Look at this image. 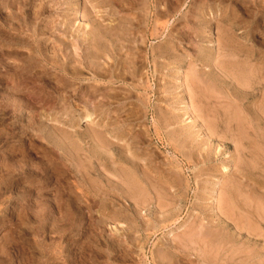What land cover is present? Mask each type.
I'll return each mask as SVG.
<instances>
[{
	"label": "rangeland",
	"instance_id": "374dc122",
	"mask_svg": "<svg viewBox=\"0 0 264 264\" xmlns=\"http://www.w3.org/2000/svg\"><path fill=\"white\" fill-rule=\"evenodd\" d=\"M206 263L264 264V0H0V264Z\"/></svg>",
	"mask_w": 264,
	"mask_h": 264
},
{
	"label": "bare ground",
	"instance_id": "6f19581e",
	"mask_svg": "<svg viewBox=\"0 0 264 264\" xmlns=\"http://www.w3.org/2000/svg\"><path fill=\"white\" fill-rule=\"evenodd\" d=\"M154 1H155V0H154ZM97 2H98V1H97ZM117 2H118V1H117ZM95 3H96V2H95ZM98 3H99V2H98ZM113 3H114V2H113ZM122 3H123V2H122ZM148 4H149V3H148ZM205 4H206V3H205ZM198 5H199V4H198ZM154 6H155V5H154ZM39 7H40V6H39ZM98 7H99V6H98ZM100 7H102V6H100ZM104 7H105V6H104ZM39 9H40V8H39ZM198 9H199V8H198ZM127 10H128V9H127ZM94 11H95V10H94ZM39 12H40V11H39ZM125 12H126V11H125ZM133 12H135V11H133ZM153 12H154V11H153ZM202 12H203V11H202ZM204 12H205V10H204ZM36 13H37V12H36ZM141 13H142V12H141ZM87 14H88V13H87ZM181 14H182V13H181ZM141 15H142V14H141ZM195 15H196V14H195ZM97 16H98V15H97ZM133 16H134V15H133ZM133 16H132V17H133ZM160 16H161V15H160ZM185 16H186V15H185ZM92 17H93V16H92ZM204 17H205V16H204ZM140 18H141V17H140ZM140 18H139V19H140ZM155 18H156V17H155ZM155 18H154V20H155ZM157 18H159V17H157ZM103 19H104V18H103ZM133 19H134V18H133ZM139 19H138V20H139ZM143 19H144V18H143ZM200 19H201V18H200ZM131 20H132V19H131ZM152 20H153V18H152ZM156 20H157V19H156ZM94 21H95V20H94ZM113 21H114V20H113ZM86 22H87V21H86ZM92 22H93V21H92ZM128 22H129V21H128ZM135 22H136V21H135ZM153 22H154V21H153ZM181 22H182V21H181ZM84 23H85V21H84ZM93 23H94V22H93ZM93 23H92V24H93ZM205 23H206V22H205ZM87 24H88V23H87ZM128 24H129V23H128ZM137 24H138V23H137ZM95 25H96V24H95ZM111 26H112V25H110V24H109V25H104L103 28H105V29H109V28H110V29H111ZM94 27H95V26H94ZM126 27H127V26H126ZM160 27H161V26H160ZM169 27H170V26H169ZM169 27H168V28H169ZM53 28H54V27H53ZM112 28H113V27H112ZM117 28H118V27H117ZM138 28H139V27H138ZM152 28H153V27H152ZM92 29H93V28H92ZM134 29H135V28H134ZM196 29H197V28H196ZM90 31H91V30H90ZM100 31L103 32V30H100ZM106 31H108V30H106ZM163 31H164V30H163ZM145 32H146V31H145ZM161 32H162V31H161ZM99 33H100V32H99ZM104 33H105V31H104ZM111 33H112V32H111ZM153 33H154V32H153ZM106 34H107V32H106ZM106 34H104V35H106ZM134 34H135V33H134ZM154 34H155V33H154ZM96 35H97V34H96ZM160 35H161V34H160ZM199 35H200V34H199ZM87 36H88V34H87ZM110 36H112V35H110ZM155 36H156V35H155ZM165 36H166V35H165ZM102 37H103V36H102ZM144 37H145V36H144ZM168 37H169V36H168ZM36 38H37V37H36ZM75 38H77V37H75ZM106 38H107V37H105L104 41H106ZM169 38H170V37H169ZM33 39H34V38H33ZM58 39H59V37H58ZM73 39H74V38H73ZM95 39H96V37H95ZM143 39H144V38H143ZM34 40H35V39H34ZM54 40H55V39H54ZM88 40H89V39H88ZM122 40H123V39H122ZM35 41H36V40H35ZM110 41H111V40H110ZM80 42H81V40H80ZM145 42H146V41H145ZM101 43H102V42H101ZM101 43H100L99 41H96V42H94V44H93L92 46H90V47H94V46H96V47L98 48V47L101 45ZM105 43H106V42H105ZM62 44H63V43H62ZM158 44H159V43H158ZM65 45H66V44H65ZM74 45H76V44H74ZM74 45H73V46H74ZM113 45H114V44H113ZM116 45H117V44H116ZM138 45H139V44H138ZM61 46H62V45H61ZM109 46H110V45H109ZM118 46H119V45H118ZM126 46H127V45H126ZM200 47H201V46H200ZM66 48H67V47H66ZM80 48H81V47H80ZM100 48H101V47H100ZM100 48H98V49H100ZM201 48H202V47H201ZM201 48H200V49H201ZM132 49H133V48H132ZM134 49H136V48H134ZM58 50H59V49H58ZM72 50H73V49H72ZM74 50H75V49H74ZM110 50H111V49H110ZM112 50H113V49H112ZM139 50H140V49H139ZM155 50H156V49H155ZM38 51H39V50H38ZM90 51H91V50H90ZM98 51H99V50L94 51V52L92 51V52H90V53L87 54V55H90V54H91L90 57L88 56V58L91 59V62H92V63H96V62H97L96 59L99 58V56H100V54L98 53ZM150 51H151V50H150ZM210 51H211V50H210ZM74 52H75V51H74ZM81 52H82V51H81ZM107 52H108V51H107ZM113 52H114V51H113ZM133 52H134V51H133ZM140 52H141V51H140ZM172 52H173V51H172ZM37 53H38V52H37ZM116 53H117V52H116ZM121 53H122V52H121ZM39 54H40V52H39ZM52 54H53V53H52ZM117 54H119V52H118ZM136 54H138V53H137V50H136L132 55H136ZM156 54H157V53H156ZM35 55H37V54H35ZM43 55H44V54H42V58H43ZM67 55H68V54H67ZM105 55H106V54H105ZM157 55H158V54H157ZM130 56H131V55H130ZM145 56H146V55H144V57H145ZM28 57H29V56H28ZM37 57H39V56H37ZM67 57H68V56H67ZM72 57H73V56H72ZM79 57H81V55H79ZM84 57H85V56H84ZM108 57H109V56H107V58H108ZM156 57H157V56L155 55V58H156ZM21 58H22V57H21ZM34 58H35V57H34ZM40 58H41V57H40ZM151 58H152V57H151ZM157 58H159V57H157ZM157 58H156V60H157ZM27 59H28V58H27ZM35 59H36V58H35ZM35 59H34V60H35ZM47 59H48V58H47ZM55 59H56V58H55ZM90 59H89V60H90ZM109 59H110V58H109ZM130 59H131V58H130ZM136 59L139 60V58H135V59L133 58V59H131V61L134 63V62H136V61H135ZM145 59H146V57H145ZM29 60H30V59H29ZM31 60H32V59H31ZM31 60H30V61H31ZM44 60H45V59H44ZM69 60H70V59H69ZM73 60H76V59L74 58ZM78 60H79V59H78ZM98 60H99V59H98ZM152 60H153V59H152ZM156 60H154V61H156ZM170 60H171V59H170ZM27 61H28V60H27ZM39 61H40V60H39ZM46 61H47V60H46ZM63 61H64V60H63ZM67 61H68V60H67ZM67 61H66V62H67ZM105 61H106V60H105ZM140 61H141V59H140ZM143 61H144V60H143ZM187 61H189V60H187ZM230 61H231V60H230ZM28 62H29V61H28ZM33 62H34V61H33ZM33 62H32V63H33ZM42 62H44V61H42ZM69 62H71V60H70ZM156 62H157V61H156ZM156 62H155V65H156ZM233 62H234V61H233ZM72 63H73V62H72ZM86 63H87V62H86ZM145 63H146V62H145ZM227 63H228V62H227ZM67 64H68V63H67ZM69 64H70V63H69ZM96 64H97V63H96ZM108 64H109V63H108ZM108 64H107V65H108ZM138 64H140V63L138 62ZM24 65H25V63H24ZM28 65H29V64H28ZM64 65H65V64H64ZM81 65H82V64H80V63H79V64H77V63H76V64H73V68H72V73H73V74H72L71 77H74L75 79H77V76H79V75L82 73V71H83V70H82L83 68H81L83 65H82V66H81ZM86 65H87V64H86ZM127 65H128V64H127ZM127 65H126V67L129 66V65H128V66H127ZM157 65H158V64H157ZM193 65H195V64H193ZM229 65H230V64H229ZM25 66H27V65H25ZM38 66H39V65H38ZM38 66H37V67H38ZM109 66H110V65H109ZM109 66H108V67H109ZM133 66H134V65H133ZM143 66H144V65H143ZM143 66H142V67H143ZM55 67H56V66H55ZM60 67H61V66H60ZM91 67H92V66H91ZM97 67H98V66H97ZM97 67H96V68H97ZM100 67H101V65H100ZM105 67H106V66H104V68H100V69H101L102 71H105V72L109 71L108 68H105ZM136 67H137V65H136ZM136 67H134V68H136ZM152 67H153V66H152ZM156 67H157V66H156ZM158 67H159V66H158ZM212 67H213V66H212ZM62 68H63V67H62ZM62 68H60V70H61ZM66 68H67V67H66ZM131 68H132V67H131ZM134 68H133V70H134ZM97 69H98V68H97ZM109 69H110V68H109ZM111 69H112V68H111ZM137 69H138V68H137ZM193 69H194V68H193ZM208 69H209V68H208ZM24 70H25V69H24ZM67 70H68V69H67ZM98 70H99V69H98ZM98 70H97V71H98ZM124 70H125V69H124ZM133 70H132V71H133ZM155 70H156V69H155ZM201 70H202V69H201ZM206 70H207V69H206ZM63 71H64V69H63ZM110 71H111V70H110ZM192 71H193V70H192ZM241 71H243V70H241ZM114 72H115V71H114ZM160 72H161V71H160ZM44 73H45V72H44ZM95 73H97V72H95ZM239 73H240V72H239ZM97 74H98V73H97ZM111 74H112V72H111ZM115 74H116V73H115ZM126 74H127V73H126ZM129 74H130V73H129ZM30 75H31V74H30ZM34 75H35V74H34ZM99 75H100V74H99ZM99 75H98V76H99ZM102 75H105V74H104V73H103V74L101 73V76H102ZM118 75H119V74H116V76H118ZM130 75H131V74H130ZM130 75H129V76H130ZM31 76H32V75H31ZM35 76H36V75H35ZM114 76H115V75H114ZM134 76H135V75H134ZM25 77H26V75H25ZM27 77H29V76H27ZM27 77H26V78H27ZM33 77H34V76H33ZM111 77H113V76H111ZM136 77H137V76H136ZM223 77H224V76H223ZM235 77H236V76H235ZM22 78H23V77H22ZM30 78H31V77H30ZM116 78H117V77H116ZM103 79H104V78H103ZM114 79H115V78H114ZM190 79H191V78H190ZM193 79H194V78H193ZM227 80H228V79H227ZM232 80H234V79H232ZM67 81H68V80H67ZM246 81H247V80H246ZM108 82H109V81H108ZM233 82H234V81H233ZM200 83H201V82H200ZM101 84H102V83H101ZM176 84H177V83H176ZM176 84H175V85H176ZM226 84H227V83H226ZM232 84H233V83H232ZM255 84H256V83H255ZM52 85H53V84H52ZM89 85H90V84H89ZM105 85H106V84H105ZM113 85H114V84H113ZM192 85H193V84H192ZM91 86H92V85H91ZM203 86H204V85H203ZM227 86H228V85H227ZM177 87H178V86H177ZM223 87H224V86H223ZM246 88H247V86H246ZM54 89H55V88H54ZM59 89H60V88H59ZM96 89H97V88H96ZM142 89H143V88H142ZM189 89H190V88H189ZM193 89H194V88H193ZM205 89H206V88H205ZM199 90H200V89H199ZM252 90H253V89H252ZM96 91H97V90H96ZM195 91H196V90H195ZM255 91H256V90H255ZM52 92H54V91H52ZM73 92H74V91H73ZM92 92H93V91H92ZM193 92H194V91H193ZM226 92H227V91H226ZM245 92H246V91H245ZM250 92H251V91H250ZM152 93H153V92H152ZM157 93H158V92H157ZM208 93H209V92H208ZM242 93H243V92H242ZM105 94H106V93H105ZM243 94H244V93H243ZM247 94H249V93H247ZM247 94H246V95H247ZM253 94H254V93H253ZM253 94H251V95H253ZM55 95L57 96L58 93L55 94ZM120 95H121V94H120ZM205 95H206V94H205ZM239 95H240V94H239ZM249 95H250V94H249ZM254 95H255V94H254ZM52 96H53V95H52ZM56 96H55V97H56ZM90 96H91V95H90ZM49 97H50V96H49ZM53 97H54V96H53ZM57 97H58V96H57ZM57 97H56V98H57ZM105 97H106V96H105ZM107 97H108V96H107ZM245 97H246V96H245ZM58 98H59V97H58ZM58 98H57V99H58ZM204 98H205V97H204ZM54 99H55V98H54ZM54 99H53V100H54ZM70 99H71V98H70ZM99 99H100V98H99ZM248 99H249V98H248ZM248 99H247L246 101H248ZM58 100H59V99H58ZM102 100H104V99H102ZM112 100H113V99H112ZM193 100H195V99H193ZM214 100H215V99H214ZM56 101H57V100H56ZM61 101H62V100H61ZM68 101H71V100H68ZM97 101H98V100H97ZM105 101H106V100H105ZM108 101H109V100H108ZM115 101H116V100H115ZM118 101H119V100H118ZM137 101H139V100L137 99ZM246 101H243L242 104L244 105V104L246 103ZM254 101H255V100H254ZM254 101H253V102H254ZM58 102H59V101H58ZM84 102H85V101H84ZM100 102H101V101H100ZM139 102H140V101H139ZM230 102H231V101H230ZM237 102H238V101H237ZM248 102H249V101H248ZM62 103H63V102H62ZM220 103H221V102H219L218 104H220ZM224 103H225V102H224ZM84 104H85V103H84ZM97 104H98V103H97ZM97 104H96V105H97ZM101 104H102V103H101ZM101 104H100V105H101ZM201 104H202V103H201ZM216 104H217V103H216ZM221 104H222V103H221ZM240 104H241V103H240ZM108 105H109V104H108ZM152 105H153V104H152ZM248 105H249V104H248ZM248 105H247V106H248ZM93 106H94V105H93ZM93 106H92V107H93ZM102 106H104V105H102ZM230 106H231V105H230ZM83 107H84V106H83ZM144 107H145V105H144ZM79 109H80V108H79ZM90 109H91V108H90ZM100 109H101V108H100ZM259 109H260V108H259ZM76 110H77V109H76ZM87 110H88V109H87ZM185 110H186V109H185ZM90 111H91V110H90ZM136 111H137V110H136ZM161 111H162V110H161ZM163 111H164V109H163ZM168 111H169V110H168ZM173 111H174V110H173ZM257 111H258V110H257ZM87 112H89V111H87ZM95 112H96V111H95ZM137 112H138V111H137ZM178 112H179V111H178ZM185 112H186V111H185ZM187 112H188V111H187ZM83 113H84V112H83ZM96 113H97V112H96ZM100 113H101V112H100ZM170 113H171V111H170ZM188 113H189V112H188ZM247 113H248V112H247ZM257 113H258V112H257ZM133 114H134V113H133ZM136 114H138V113H136ZM175 114H176V113H175ZM235 114H236V113H235ZM253 114H254V113H253ZM140 115H141V114H140ZM170 115H171V114H170ZM203 115H204V114H203ZM225 115H226V114H225ZM230 115H231V114H230ZM99 116H100V115H99ZM163 116H164V115H163ZM90 117H91L90 113H87V115H86V119L88 118V121L91 119ZM130 117H131V116H130ZM201 117H202V116H201ZM106 118H107V117H106ZM235 118H236V117H235ZM238 118H239V117H238ZM103 119H104V118H103ZM141 119H142V118H141ZM228 119H229V118H228ZM117 120H118V119H117ZM172 120H173V119H172ZM121 121H122V120H121ZM90 122H92V121L90 120ZM97 122H98V121H97ZM97 122H96V123H97ZM123 122H124V120H123ZM126 122H127V121H126ZM119 123H120V122H119ZM172 123H173V122H172ZM91 124H92V123H91ZM120 124H121V123H120ZM122 124H123V123H122ZM113 125H114V124H113ZM141 125H142V124H141ZM118 127H119V126H118ZM144 128H145V127H144ZM128 130H129V129H128ZM143 130H144V129H143ZM129 131H130V130H129ZM149 132H150V131H149ZM113 133H114V132H113ZM144 133H145V132H144ZM157 133H158V132H157ZM93 134H94V133H93ZM128 134H129V133H128ZM142 134H143V133H142ZM106 135H107V134H106ZM123 135H124V134H123ZM119 136H120V135H119ZM105 137H106V136H105ZM134 137H135V136H134ZM117 138H118V136H117ZM130 139H132V137H131ZM95 140H96V139H95ZM114 141H115V140H114ZM144 141H145V140H144ZM147 141H148V140H147ZM149 142H150V141H149ZM112 143H113V142H112ZM130 143H134V142H130ZM98 144H99V143H98ZM129 146H130V145H129ZM153 146H154V145H153ZM120 147H121V146H120ZM145 147H146V146H145ZM157 148H158V147H157ZM100 149H101V148H100ZM133 150H134V149H133ZM137 150H138V149H137ZM146 150H147V149H146ZM153 151H154V150H153ZM141 152H142V151H141ZM110 154H111V153H110ZM137 155H138V154H137ZM139 155H140V154H139ZM91 156H92V155H91ZM102 156H103V155H102ZM129 156H130V155H129ZM148 156H149V155H148ZM121 157H122V156H121ZM112 158H113V157H112ZM147 158H148V157H147ZM150 158H151V157H150ZM121 159H122V158H121ZM146 160H147V159H146ZM157 160H158V159H157ZM113 163H114V162H113ZM119 163H120V162H119ZM111 164H112V163H111ZM98 165H99V164H98ZM17 166H18V165H17ZM137 166H138V165H137ZM148 167H149V166H148ZM124 168H125V167H124ZM149 168H150V167H149ZM157 168H158V167H157ZM114 169H115V168H114ZM153 169H154V168H153ZM220 169H221V168H220ZM225 169L227 170L228 167L226 166V167L224 168V171H225ZM46 170H47V169H46ZM126 170H127V169H126ZM173 170H175V169H173ZM221 170H222V169H221ZM102 171H103V170H102ZM157 171H158V170H157ZM176 171H177V170H176ZM222 171H223V170H222ZM222 171H221V172H222ZM227 171H228V170H227ZM10 172H11V171H9V173H10ZM225 172H226V171H225ZM140 173H141V172H140ZM138 174H139V173H138ZM174 174H175V173H174ZM242 174H243V173H242ZM13 175H14V174H13ZM168 176H169V175H168ZM13 177H14V176H13ZM174 177H175V176H174ZM139 178H140V177H139ZM175 178L177 179V176H176ZM175 178H173V179L175 180ZM137 179H138V178H137ZM13 180H14V182H15V177H14ZM124 180H125V179H124ZM9 181H10V180H9ZM105 181H106V180H105ZM134 181H135V179H134ZM142 181H143V180H142ZM182 183H183V182H182ZM112 184H113V183H112ZM116 187H117V186H116ZM147 187H148V186H147ZM230 188H231V187H230ZM232 188H233V187H232ZM110 190H111V189H110ZM81 191H82V190H81ZM191 191H192V190H191ZM82 192H83V191H82ZM58 193H59V195H60L61 197L65 194L64 190H63V191H59ZM116 193H117V192H116ZM177 193H178V192H177ZM126 194H127V193H126ZM121 196H122V195H121ZM110 197H111V196H110ZM178 197H179V196H178ZM172 204H174V203H172ZM172 206H173V205H172ZM166 214H167V213H166ZM206 218H207V217H206ZM168 220H169V219H168ZM176 220H177V219H176ZM170 222H171V221H170ZM178 222H179V221H178ZM214 227H215V225H214ZM192 231H193V230H192ZM205 231H206V230H205ZM259 231H260V230H259ZM239 232H240V231H239ZM246 232H247V231H246ZM194 233H195V232H194ZM196 233H197V232H196ZM201 233H202V232H201ZM199 234H200V233H199ZM203 234H204V232H203ZM193 235H194V234H193ZM204 235H205V234H204ZM259 235H260V234H259ZM187 236H188V235H187ZM189 237H190V236H189ZM204 237H206V236H204ZM182 239H183V238H182ZM187 239H189V238H187ZM186 241H187V240H186ZM184 242H185V241H184ZM188 242H189V241H188ZM191 242H192V241H191ZM204 242H205V241H204ZM205 243H206V242H205ZM192 244H193V243H192ZM203 245H204V244H203ZM170 247H171V246H170ZM184 247H185V246H184ZM202 249H203V248H202ZM201 251H202V250H201ZM201 251H200V252H201ZM207 253H208V252H207ZM249 254H250V252H249ZM204 256H205V255H204ZM240 256H241V255H240ZM244 258H245V257H244ZM202 259H203V258H202ZM208 259H209V258H208ZM238 259H239V258H238ZM238 259H237V260H238ZM198 260H199V259H198ZM205 260H207V259H205ZM223 260H224V259H223ZM248 260H249V259H248ZM229 261H230V260H229ZM210 262H211V261H210ZM245 262H246V261H245ZM200 263H201V262H200ZM204 263H205V262H204ZM236 263H237V262H236ZM239 263H240V262H239ZM206 264H207V263H206ZM223 264H224V263H223Z\"/></svg>",
	"mask_w": 264,
	"mask_h": 264
}]
</instances>
